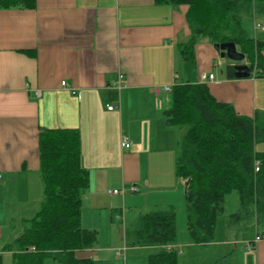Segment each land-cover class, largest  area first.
<instances>
[{
  "label": "crops",
  "instance_id": "obj_1",
  "mask_svg": "<svg viewBox=\"0 0 264 264\" xmlns=\"http://www.w3.org/2000/svg\"><path fill=\"white\" fill-rule=\"evenodd\" d=\"M188 35L185 7L155 0H35L33 9H0L1 264H12V253L3 248L40 207L38 134L44 129L79 133L80 164L89 178L80 226L96 233V243L76 257L90 264H148L160 247L129 245L126 227L150 211L168 208L175 213V238L167 251L183 255L186 249L231 243H216L215 237L205 246L191 241L185 181L174 171L184 130L166 126L162 116L171 104V90L164 88L185 79L178 45ZM193 52L194 79L213 75L207 87L214 99L241 116L264 114V77L253 72L243 79L227 77L225 67L235 63L216 66L219 54L205 40ZM262 59L264 71V51ZM118 75L123 83L115 92ZM122 133L131 141L128 150L120 148ZM113 190L119 194H109ZM249 229L253 234L241 242L248 251L246 263L264 264V239L254 242L264 230ZM215 255L201 264L230 261L220 252ZM42 264L60 263L46 258Z\"/></svg>",
  "mask_w": 264,
  "mask_h": 264
},
{
  "label": "trees",
  "instance_id": "obj_2",
  "mask_svg": "<svg viewBox=\"0 0 264 264\" xmlns=\"http://www.w3.org/2000/svg\"><path fill=\"white\" fill-rule=\"evenodd\" d=\"M156 4L185 7L188 40L178 45L184 81L170 92V107L163 111L166 126L184 133L177 143L175 176L189 180L185 188L186 227L191 241L205 246L213 242L216 220L224 214L231 196L235 209L226 215V227L236 233L249 226L264 230V114L238 115L231 105L218 102L207 84L194 79L195 45L233 43L245 54L250 73L264 77V40L252 39L242 20L264 22V0H155ZM35 0H0V9H33ZM227 77L234 71L225 67ZM117 94V93H116ZM38 160L42 184L39 210L24 219L22 233L4 251L12 264H42L52 258L60 264H90L76 253L91 249L96 233L80 226L81 197L88 188V173L80 164L76 129H44L38 134ZM255 162L259 163L254 171ZM261 234L260 236H263ZM125 238L132 246H159L148 264H178L176 251H167L175 238L172 208L150 211L131 226ZM34 249L32 251L31 249ZM1 264V260H0ZM209 264H229L226 258Z\"/></svg>",
  "mask_w": 264,
  "mask_h": 264
},
{
  "label": "rangeland",
  "instance_id": "obj_3",
  "mask_svg": "<svg viewBox=\"0 0 264 264\" xmlns=\"http://www.w3.org/2000/svg\"><path fill=\"white\" fill-rule=\"evenodd\" d=\"M242 21L243 23L245 22L247 24L248 29L246 30L245 25L243 29L246 30L249 37L253 39H264V34H262L259 30H254V24H260L262 23V21L254 20L255 22L253 23V19L250 17L245 18ZM227 62L230 61L218 58L216 61V66L224 67ZM177 82H180V79L177 80ZM256 151H264V144L257 143ZM234 209L235 199L230 196L225 203L224 214L219 216L216 220L217 227L216 236L214 240V242L219 243V241H225L226 239H228L229 241H231V243L214 245L205 249L195 247L194 251H191V249H186L184 250L183 255L180 254L179 250L177 252L179 253L180 264H201V261H205L208 256L216 257V252H220L222 255L228 257V259L230 260V264H245L247 262L248 254H246V252L248 251L244 249V245H242L241 242H243L244 239L248 238L251 234H253V232L249 229L237 232L238 234H235L234 232L226 234L225 231L226 215L231 213ZM233 243H235V245Z\"/></svg>",
  "mask_w": 264,
  "mask_h": 264
},
{
  "label": "water",
  "instance_id": "obj_4",
  "mask_svg": "<svg viewBox=\"0 0 264 264\" xmlns=\"http://www.w3.org/2000/svg\"><path fill=\"white\" fill-rule=\"evenodd\" d=\"M215 52L219 54L221 59H226L232 63H235L233 68V76L236 79L248 78L250 76V68L247 63L245 54L237 50L235 44L227 42L212 45ZM189 180L184 182V188L188 186Z\"/></svg>",
  "mask_w": 264,
  "mask_h": 264
},
{
  "label": "built area",
  "instance_id": "obj_5",
  "mask_svg": "<svg viewBox=\"0 0 264 264\" xmlns=\"http://www.w3.org/2000/svg\"><path fill=\"white\" fill-rule=\"evenodd\" d=\"M255 29L256 30H259L260 32L264 33V22L260 23V24H255ZM213 80V75H201L199 76V79H198V82L199 83H202V84H207V83H210L212 82ZM122 83H123V76L121 75H118L115 79V81L113 82V89L115 90V92H118L121 87H122ZM62 86H65V83H61ZM171 90L170 87H165L164 88V91L165 92H169ZM114 108V106L110 105V106H107V110H112ZM119 144H120V148L122 150H128L131 146V141L130 139L128 138V136L126 134H121L120 135V138H119ZM258 167H259V163L258 162H255L254 164V171L257 172L258 171ZM132 191H134L135 189L134 188H131ZM109 194L111 195H117L119 194V192L117 190H113L111 191ZM261 239H264V235L263 236H257L255 239H254V242H258L260 241ZM246 248H250V245L249 244H246L245 246ZM32 251H34V249L32 248L31 249Z\"/></svg>",
  "mask_w": 264,
  "mask_h": 264
}]
</instances>
